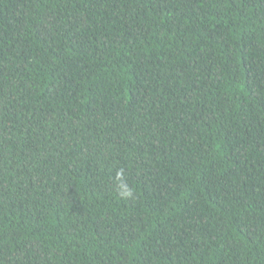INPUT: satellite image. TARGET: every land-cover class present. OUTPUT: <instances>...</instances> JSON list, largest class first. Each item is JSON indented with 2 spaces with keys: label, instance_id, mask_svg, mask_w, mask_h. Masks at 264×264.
Listing matches in <instances>:
<instances>
[{
  "label": "trees",
  "instance_id": "obj_1",
  "mask_svg": "<svg viewBox=\"0 0 264 264\" xmlns=\"http://www.w3.org/2000/svg\"><path fill=\"white\" fill-rule=\"evenodd\" d=\"M0 264H264V0H0Z\"/></svg>",
  "mask_w": 264,
  "mask_h": 264
},
{
  "label": "clouds",
  "instance_id": "obj_2",
  "mask_svg": "<svg viewBox=\"0 0 264 264\" xmlns=\"http://www.w3.org/2000/svg\"><path fill=\"white\" fill-rule=\"evenodd\" d=\"M113 182L120 199L127 200L134 197L135 189L127 182V174L123 168L116 172Z\"/></svg>",
  "mask_w": 264,
  "mask_h": 264
}]
</instances>
